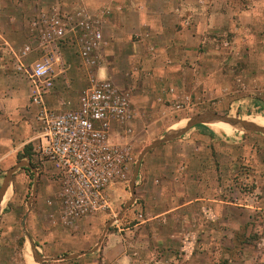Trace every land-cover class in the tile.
Wrapping results in <instances>:
<instances>
[{"label":"rangeland","instance_id":"rangeland-1","mask_svg":"<svg viewBox=\"0 0 264 264\" xmlns=\"http://www.w3.org/2000/svg\"><path fill=\"white\" fill-rule=\"evenodd\" d=\"M17 2L0 0V59L5 60L8 58L6 53H10V59L16 63L15 71L26 81L25 89L29 81L23 72L17 71L19 64L29 70L49 53L31 22L41 12L49 14L52 8H56L68 23L65 40L56 43L60 67L54 73L55 77L63 75L61 84L55 89L56 102L60 99L74 100L91 86V80L98 82L106 78L118 87L130 89L133 119L130 122L132 133L129 135L130 160L126 176L109 185L106 190L108 208L94 215L75 220L63 217L58 201L61 185L50 168L39 162L32 147L30 154L34 166H31L36 169L35 174L29 177L26 171L18 170L13 176L9 199L6 193L2 202L7 200L0 214V264H39L33 258L25 230L37 255L62 259L42 264H83L89 257L64 258L89 251L101 242L106 223L115 219L131 198L129 183L137 157L145 147L189 118L205 112L264 122V80L257 78L263 75L264 67L261 63L260 69L248 70L249 66L258 65V59L256 55L241 58V48L246 42L243 35L217 37L207 33L196 39L190 49L195 48L204 60L219 55L216 62L220 63L218 68L222 67L221 70L217 71L216 62L198 67L197 57L200 55L196 53L195 59L183 64L187 84L165 86L159 80L153 84L149 80L151 63L159 64L157 54H153L149 46L131 50L127 44H121L118 49L113 47L106 52L101 49L107 39L104 31H110V27L98 13L105 11L108 4L103 3L94 10L82 0H23L21 7ZM79 21H85L101 33L97 65L93 68L86 67L79 54L81 37L76 26ZM12 33L15 38L6 45L2 35ZM234 42L237 50L235 47L233 51L236 50L238 55L232 59V55L228 57L221 50L229 49ZM26 46L30 51L23 55ZM2 48L8 51L5 53ZM213 50L220 54H211ZM215 73L223 81L219 79L216 85L215 82L213 86L205 85L204 79L210 77L213 80ZM26 121L20 125L25 135L32 128L28 124V121L32 124L31 117ZM217 124L224 134L210 130L214 135L210 138L192 130L145 155L136 179L135 199L121 218L111 224L104 238L120 229H130L137 237L138 230L133 228L137 223L190 203L191 212L183 215V209L177 211V217L172 220L176 229L172 230L184 229L189 239L196 240L191 250L199 264H264V136ZM254 124L264 127V123ZM34 128L38 131L37 123ZM11 164L6 165L5 170ZM5 170L0 172V176H5ZM34 177L37 191L28 213ZM26 213L24 229L22 222ZM173 214L160 216L157 223L165 225ZM120 232L124 236L130 233L129 230ZM29 256L31 263L27 261ZM133 257H138V253H133Z\"/></svg>","mask_w":264,"mask_h":264},{"label":"crops","instance_id":"crops-1","mask_svg":"<svg viewBox=\"0 0 264 264\" xmlns=\"http://www.w3.org/2000/svg\"><path fill=\"white\" fill-rule=\"evenodd\" d=\"M17 1L20 7L24 5L23 0ZM82 2L93 7L94 10L103 3L109 5L107 10L98 13V16L102 17L104 23L110 27V31L107 29L104 31V37L107 36L105 47L101 48L104 52L113 47L118 49L121 44H127L131 50L138 49V46H149L153 50V54H157L159 64L151 63L149 67L152 72L151 75L149 74L151 77L149 80L152 84L159 80L165 86L172 83L173 85H186V67L183 64L187 60L195 59L197 51L195 48L190 49L194 45L193 41L202 38L207 33H212L217 37L233 34L245 36L246 42L241 48L243 50L241 58L243 59L245 55L247 58L250 55H256L258 59V65H251L248 70L252 72L255 68L260 69L261 63L264 67V0H82ZM4 6L2 4V7ZM109 16L112 17L109 19ZM14 38L13 33L2 35L6 45H10ZM235 42L238 43V41ZM235 42L229 49L221 50L226 55L228 54V57L232 55V59L238 55L236 45V50L233 51ZM2 50L5 53L8 51L5 48ZM217 53L220 54L215 50L211 52V54ZM6 54L8 58L0 59V172L5 170L6 165L12 162L14 165L11 164L5 170L4 177L0 176V189L7 172L15 167L18 162L25 161H18V155L22 153L24 146L30 144L34 151L37 144L35 138L38 135V131H35L34 128L35 123H37V109L31 104L32 87L27 82L28 87L25 89V79L15 71L16 63L10 59V53L7 52ZM197 54L200 55L199 58L197 57L198 67L211 65L220 57L213 55V57H208L209 60H204L203 55ZM218 65L220 63L215 65L217 71L222 68L220 66L218 68ZM206 78L204 79L205 85L210 86H213V82L215 85L218 84L216 80H222L216 73L213 74V80H210V77ZM257 78L264 80V70L263 75ZM61 79H63V75L55 77L53 87L46 90V105L52 110H75L78 106L79 96L74 100L60 99L57 102L55 100L57 97L55 89L61 84ZM102 80L109 79L104 78ZM65 84L69 86L66 81ZM61 104H63V108ZM30 107L35 109L31 110L33 108ZM30 117L32 124L29 121L28 124L30 123L32 128L30 133L25 135L22 133L20 125L27 123L26 120H29ZM216 125L219 127L217 123ZM196 127L189 132L192 130L199 132ZM206 127L209 129L208 126ZM14 161L17 162L14 163ZM40 163L44 167H49L53 173L49 164ZM29 164L31 165V163ZM21 169L23 168L18 170ZM18 170L12 175L7 194L9 191L11 192L13 176ZM189 204L186 203L167 212L154 214L152 217L137 223L133 227L138 230L137 237L130 229H120L118 233L107 235L106 238H103L104 240L100 238L102 243L99 241L100 243L89 251L75 254L78 255L75 259L89 257L83 264H189L195 262L199 264L191 250L196 244V240L194 238L189 239V235L184 229L183 231L172 230L175 228L172 221L173 217H177L178 210L183 209V215L191 212L188 207ZM171 212L174 214L170 219L168 218L165 225L164 223L162 225L157 223L160 216L171 214ZM127 230L132 235L126 233L124 236L123 232H120H127ZM133 253H138V257H133ZM95 258L96 261H94ZM30 259L32 260L31 257Z\"/></svg>","mask_w":264,"mask_h":264},{"label":"built area","instance_id":"built-area-1","mask_svg":"<svg viewBox=\"0 0 264 264\" xmlns=\"http://www.w3.org/2000/svg\"><path fill=\"white\" fill-rule=\"evenodd\" d=\"M76 26L81 37L80 57L86 67L93 68L97 65L101 33L85 21ZM31 27L49 49L48 55L29 70L21 63L17 67L32 87L31 104L37 109L34 153L39 162L52 167L53 176L61 185L59 212L65 219L101 213L108 208L107 188L123 180L128 169L133 119L130 89L117 87L109 80H91V86L80 94L75 110L49 109L45 92L53 87L54 72L60 67L56 43L65 40L68 23L52 8L49 14L37 15ZM28 51L30 47L26 46L23 55Z\"/></svg>","mask_w":264,"mask_h":264},{"label":"water","instance_id":"water-1","mask_svg":"<svg viewBox=\"0 0 264 264\" xmlns=\"http://www.w3.org/2000/svg\"><path fill=\"white\" fill-rule=\"evenodd\" d=\"M213 123H223V124H227L230 125L232 127H234L236 130L242 131V132H250V133H258L264 136V127H260L254 123H251L250 121H245V120H239V119H235V118H231L228 116H223L220 115L216 112H205L202 114H198L196 116H193L191 118H189L188 120H186V122L182 125H180L179 127H177L176 129H172L170 131H168L167 133H165L160 139L153 141L150 145H148L147 147H145L141 153L139 154V156L137 157L135 166H134V172H133V176L132 179L129 183V189H130V195L131 198L130 200L124 205L121 213L115 218L112 219L110 221H108L105 225V228L103 230V234L101 237V240H103L106 232L108 231L109 227L111 226V224L116 221L119 220L122 216V214L132 205L134 199H135V185H136V179L138 177L139 174V170H140V166L142 163L143 158L145 157V155L151 151L154 150L158 147H160L161 145H164L166 143H170L172 141H175L181 137H183L185 134H187L192 128L199 126V125H204V126H208L209 124H213ZM20 168H27L29 169L33 174H35V169L33 167H31V165L25 161H20L18 162L15 167H13L12 169H10L7 174L6 177L4 179V183L3 186L0 189V213H1V208H2V202L4 199V196L9 188V185H11V178L12 175L14 174V172ZM37 191V180L36 177H34V182H33V191H32V197L30 198V200L28 201L27 204V209H28V213L30 211V205H31V200L32 198L35 196ZM28 213H26L23 222H22V227L25 229V220L28 216ZM25 236H26V241L28 242L31 251L33 253V258L34 260L39 263L42 264L44 262L47 261H59L62 259H49V258H42L39 255H37V253L35 252V248L32 242V239L30 237V235L27 233V231L25 230ZM94 251V250H93ZM78 255H70L65 257L64 259H75Z\"/></svg>","mask_w":264,"mask_h":264},{"label":"trees","instance_id":"trees-1","mask_svg":"<svg viewBox=\"0 0 264 264\" xmlns=\"http://www.w3.org/2000/svg\"><path fill=\"white\" fill-rule=\"evenodd\" d=\"M196 128L199 129L200 134L208 135L210 138H213V136H214L213 133L210 132L206 126H197ZM31 150H32V145H30V144L25 145L22 153H20L18 155V161L23 160V159H27L31 163V165H33L32 160H31V154H30ZM21 170L26 171L28 173L29 177L33 176L29 169L23 168Z\"/></svg>","mask_w":264,"mask_h":264},{"label":"bare ground","instance_id":"bare-ground-1","mask_svg":"<svg viewBox=\"0 0 264 264\" xmlns=\"http://www.w3.org/2000/svg\"><path fill=\"white\" fill-rule=\"evenodd\" d=\"M250 122H251V123H261V124L264 123V122H262V121H260V120H258V119L251 120ZM208 127H209L214 133H216V134H224V133L222 132V130L216 125V123L209 124ZM9 196H10V191H9V193H8L7 200L9 199ZM7 200H6V201H7ZM6 201H5V202H6ZM5 202H4V203H5ZM4 203H3V204H4ZM3 204H2V205H3ZM27 261H28L29 263H31L30 256H29V258H28Z\"/></svg>","mask_w":264,"mask_h":264}]
</instances>
